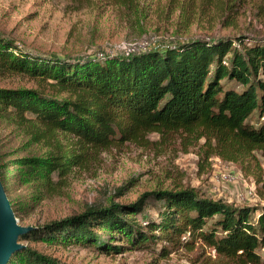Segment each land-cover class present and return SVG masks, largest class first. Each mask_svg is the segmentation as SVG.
I'll return each mask as SVG.
<instances>
[{
    "label": "trees",
    "instance_id": "obj_1",
    "mask_svg": "<svg viewBox=\"0 0 264 264\" xmlns=\"http://www.w3.org/2000/svg\"><path fill=\"white\" fill-rule=\"evenodd\" d=\"M236 6L246 10L247 0H231ZM10 75L38 83L0 87V122L34 147L0 164L16 218L22 206L10 194L18 188L27 187L33 199L61 195L70 174L96 155L151 134L203 139L207 153L237 164L264 188V36L192 38L131 55L68 58L26 52L0 35V77ZM152 210L156 216L146 213ZM42 241L108 254L153 245L163 256L200 248L193 264H264V205L226 203L192 188L156 190L126 204L87 207L18 238ZM23 246L8 264H63Z\"/></svg>",
    "mask_w": 264,
    "mask_h": 264
},
{
    "label": "rangeland",
    "instance_id": "obj_2",
    "mask_svg": "<svg viewBox=\"0 0 264 264\" xmlns=\"http://www.w3.org/2000/svg\"><path fill=\"white\" fill-rule=\"evenodd\" d=\"M247 6L231 7V0H0V35L26 52L68 58L192 38L264 36V0H247ZM37 84L24 76L0 77V87ZM24 141L15 127L0 122V164L33 152ZM206 150L203 139L187 134H151L96 155L70 174L61 195L33 199L27 187L18 188L10 194L22 206L16 219L21 226L40 227L90 206L126 204L146 192L180 188L235 205H264L256 191L264 192L261 184L254 185L237 164ZM146 213L156 216L153 210ZM20 243L63 264H193L201 252L178 247L163 256L153 245L108 254L70 243ZM259 254L264 259V247Z\"/></svg>",
    "mask_w": 264,
    "mask_h": 264
},
{
    "label": "water",
    "instance_id": "obj_3",
    "mask_svg": "<svg viewBox=\"0 0 264 264\" xmlns=\"http://www.w3.org/2000/svg\"><path fill=\"white\" fill-rule=\"evenodd\" d=\"M30 229L18 223L0 181V264H8L11 256L24 247L18 238Z\"/></svg>",
    "mask_w": 264,
    "mask_h": 264
},
{
    "label": "built area",
    "instance_id": "obj_4",
    "mask_svg": "<svg viewBox=\"0 0 264 264\" xmlns=\"http://www.w3.org/2000/svg\"><path fill=\"white\" fill-rule=\"evenodd\" d=\"M130 46V45H129ZM148 48V46H144L143 48H139V49H137L136 50V48H133V47H131V48H125V49H121L122 51H123V54L124 55H131V53H134V52H139V51H144V50H146ZM229 177V175L226 177V178H228ZM207 254L208 255H210L211 257H215V250L213 249V248H209V249H207Z\"/></svg>",
    "mask_w": 264,
    "mask_h": 264
}]
</instances>
